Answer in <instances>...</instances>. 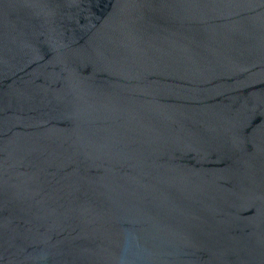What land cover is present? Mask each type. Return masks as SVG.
Segmentation results:
<instances>
[{
    "label": "water",
    "instance_id": "obj_1",
    "mask_svg": "<svg viewBox=\"0 0 264 264\" xmlns=\"http://www.w3.org/2000/svg\"><path fill=\"white\" fill-rule=\"evenodd\" d=\"M0 264H264V0H0Z\"/></svg>",
    "mask_w": 264,
    "mask_h": 264
}]
</instances>
